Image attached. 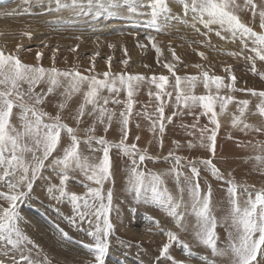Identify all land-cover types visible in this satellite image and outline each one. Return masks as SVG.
<instances>
[{
  "label": "rangeland",
  "instance_id": "rangeland-1",
  "mask_svg": "<svg viewBox=\"0 0 264 264\" xmlns=\"http://www.w3.org/2000/svg\"><path fill=\"white\" fill-rule=\"evenodd\" d=\"M7 1L0 0V4L7 3ZM261 1L252 0L257 6V14L253 16L252 7L246 4V0H235L239 6L235 10L236 14L241 22L253 30H257L252 27L253 24H257L260 29L258 12L264 8L263 4V7L260 5ZM70 2L72 3V0H61L62 4L71 5ZM99 2L104 5L103 8L97 2H93L91 6L88 3L84 10H81L80 6L74 9L66 7V11L68 8L71 10V15H69L64 7L57 8L56 0H9L6 7L0 5V51H3L5 55H15L24 64L44 68L55 66L62 71L75 69L82 75H95L98 79H103L105 72H109L110 75L127 73L143 76L145 79L136 86L132 97L131 113L126 112L128 97L122 90L116 97L121 103H113L111 98L107 105H103V100L100 101L102 106L114 113L110 123L106 116L104 122L101 123L99 110L94 112L92 105H85L84 113L80 115L79 109L80 105L84 103L83 93L87 90L86 86L82 87L81 92L71 94L69 97L65 94L67 82L63 78H60V86L55 87L52 93L44 96L43 103L35 105L34 101H29L27 95L24 100L30 106L48 114L43 117L44 123L55 122L53 118L59 114L61 123L76 130L75 134L80 141L79 151L82 160L88 158L89 163H98L103 152L101 145L97 144L95 139L92 140L91 147L85 141L89 137H103L112 145L119 144L122 138L120 113L126 112L129 123L128 137L125 143L137 146L138 153L135 157L137 161L139 154L147 150L146 156L152 159H146L140 168L160 174L163 180L160 187L167 189L174 202L180 204L178 211L185 213L183 221L185 227L180 228L173 217L168 215L158 204L143 199L137 200L135 192L128 190L130 169L133 167L132 158L123 155L118 147H111L112 175L109 180L103 183L102 187V194L105 198L108 190H112V210L109 213V219L113 229L109 235L110 247L105 257V264H172V260L160 256L162 246L165 243H170L166 235L169 231L175 233L178 238L177 242L172 243L169 249V255L175 261L181 262V264H205L198 257H206L209 260H214L216 264H228L226 257H214L211 249L201 244L197 239V221L196 217L191 214V200L188 196L185 177L191 178L193 184L198 182L202 194L208 191L209 186L211 187V211L218 221L229 216L231 205L227 192L228 181H231L236 187L238 202L241 206L244 205L248 193L254 195L256 191L264 189V166L258 164L254 159L255 156L262 154L261 149L255 145L257 142H264V117L260 116L256 107L260 102L259 97L253 96L251 92L247 91V89H253L256 92L264 91V79L261 78L264 75V61L255 57L251 51L253 45L250 41L245 47L240 39L237 38L233 41L228 33L223 34L228 37L227 39L218 37L215 34L219 27L217 25L211 26L212 31H208L198 22L194 26L191 13L185 15L183 5L180 4L181 0H166L170 16L175 17V14L176 16L181 14V17L177 19V16L176 19L179 21L169 19L170 22H168L169 20L165 22L161 17V20H158L161 25L160 35L157 30L151 27L150 32L147 20L144 21V18L137 15L135 11L129 10L128 12L132 13L128 14V18H124V20H131V23L126 21L128 23L126 26L124 25L126 22L116 25L117 18L112 15L111 17L102 15L105 12L104 9L108 7V1L99 0ZM148 3L147 0L144 1L143 6ZM122 4L126 8L127 1L123 0ZM175 4L178 5L177 8L174 7ZM179 7L181 12H177ZM5 10H11V12L2 16V14H6ZM108 11H106V15L110 13ZM122 11L125 12L124 9ZM96 12L100 13L98 15L103 18L93 17L92 13ZM58 13L64 20H69V17L72 16L82 23L79 26L77 24L72 27L63 26ZM131 15L134 19H130ZM91 18L92 20L94 18V21ZM51 20L52 22L57 21V24L45 22ZM135 22L138 24L135 25ZM172 23L175 27L171 26ZM119 25L124 26L121 28ZM123 31L126 34L125 37L121 35ZM179 35L182 37L180 38ZM108 36H111L109 40ZM114 36L119 38L114 39ZM153 44L161 50L159 56ZM199 53H203V56ZM248 57H252V59ZM164 64H172L176 76L198 78L194 88L182 80V91L190 90V94L197 96L227 97L231 95L233 97L222 113L220 103L217 102L214 105L219 123L214 154L207 147L201 146V129L206 126L209 130L215 127L210 124L211 113L203 114L204 110L199 105L184 107L182 103H176L175 76L164 67ZM195 65H200V67L197 68ZM203 72H207L210 77H221L225 86L221 87L218 93L214 85L206 89L203 84ZM153 76L168 78L161 94V101L156 100L155 94L161 90L151 83ZM230 76L235 77V81L231 80ZM229 84L233 85L232 89L227 87ZM48 87L46 79L41 81L33 87V96L47 93ZM21 89L27 92L28 84L22 83ZM164 93H171V95ZM101 95L110 96L106 90ZM245 99L249 101V104L241 116L239 108L243 106L238 102ZM60 104L65 106L61 108ZM161 104L165 117H172L171 121L166 118L163 120V133L159 131L160 114L156 111ZM20 112L21 109L15 107L11 117V123L18 129L22 125V121L19 119ZM174 113L175 115H173ZM234 117H240L242 122L234 125ZM153 121H157L155 128H153ZM245 124L251 126L253 124V127L245 128ZM106 127L107 131H105ZM256 128L262 130L256 131ZM88 129H93V131H87ZM208 134L210 132L205 133V144H207L206 136ZM70 143L68 134L66 131H62L57 150L45 161V167L41 170L40 177L36 179L29 196L20 203L18 209L22 217L18 222L20 229L37 246H21L24 255L29 257L32 264H88L89 261L94 262V255L83 245L93 242L88 236V232L94 230L95 224L94 222L89 224L86 221H77L76 226H73L69 223L67 217L73 215L71 204L67 199L56 198L59 196V169L53 171L51 167H48L53 159L63 156L64 148ZM29 144H31L30 141ZM93 149H97V151H93ZM37 154L42 155V152ZM176 157L180 158L179 165L176 164ZM25 158L31 161V153H27ZM207 160L212 161L223 179L212 175L209 166L202 163ZM193 165L199 170L198 178L192 177L191 167ZM174 168L182 174L179 177V186L176 172L173 171ZM0 175H2V170H0ZM68 175L66 189L71 193L84 195L87 192L85 185L101 187L87 180L79 169L70 171ZM18 178L19 175L13 178V181L15 182ZM53 185L57 188L50 192L49 189ZM181 187L185 189L183 193L180 191ZM18 190L27 191L26 185L20 184ZM0 193L12 194L4 181H0ZM105 203H107V199H105ZM0 205L7 207L8 202L0 198ZM228 224H230V220L217 225V246L219 248L226 247L228 243ZM60 229L68 234L67 238L61 234ZM184 244L188 245V251L193 254L192 256L186 254L182 247ZM258 259H260L259 256ZM0 264H27V262L21 261L20 251L0 242Z\"/></svg>",
  "mask_w": 264,
  "mask_h": 264
},
{
  "label": "snow or ice",
  "instance_id": "snow-or-ice-1",
  "mask_svg": "<svg viewBox=\"0 0 264 264\" xmlns=\"http://www.w3.org/2000/svg\"><path fill=\"white\" fill-rule=\"evenodd\" d=\"M100 7H104L100 4L99 0H96ZM184 13L187 15L191 13V18L195 23L202 24L208 31H212L213 25H217L216 35L221 39H227L224 33L230 34L233 41L237 38L241 43L247 47V42L250 41L253 47L251 51L255 54V57L261 61H264V8H261L258 12L260 20L261 32L254 31L251 27L241 22L239 16L236 14V8L239 6L235 0H181ZM57 8L61 7H75L77 0H72V4H62L61 0H56ZM93 3V0H89V6ZM143 4V0H128V6L130 11H136V5ZM247 5H251L253 10V16L257 14L256 5L252 0H246ZM118 0H108V8L117 7ZM151 9V19L146 23L154 30H161V25L158 20L162 17L165 22L169 19H176V17L170 16V10L166 0H150L147 5H144ZM185 22V21H181ZM28 35V33H25ZM151 39V38H149ZM19 47V46H18ZM158 56L160 49L153 44ZM203 56V53H199ZM252 59V57H248ZM39 59V54H38ZM126 63V62H125ZM164 67L175 76V101L177 104H183L184 107H194L199 105L205 115L211 113L209 117L210 124L215 127L210 130L207 126L201 129V146L207 147L210 152L214 154L216 147V135L219 123L217 120V113L214 110V105L220 103L221 113L224 111L225 106L233 100L231 95L227 97L219 95H194L190 94V90L182 91L181 82L186 81L192 88L196 86L197 77H180L176 76L173 71L172 64H164ZM199 68L200 65H195ZM230 71V69H229ZM253 71L255 72V66L253 65ZM203 84L206 89L214 85L217 93L221 87L225 86L223 80L219 76H209L207 72H203ZM103 79H98L95 75H82L79 71L72 70H59L55 66L51 68H44L41 66H33L24 64L15 55H5L3 51H0V181H4L7 187L11 190L12 194L0 193V198L8 202L7 207L0 205V242H4L6 246H11L13 249L20 251L21 261L32 264L28 256H25L21 246L32 245L37 247L34 242L23 233L19 227V221L22 217L18 211L20 203H22L31 192L33 184L37 178L40 177L41 170L45 167V161L52 156L53 152L57 150L58 144L61 141L62 131H66L71 143L64 148L63 156L53 159L48 167H51L53 171L59 169L58 175L60 176V184L58 186L59 196L57 199H67L72 206L73 215L67 217L69 223L76 226L77 221L88 222L92 224L94 222V230L88 232V236L91 237L92 243L84 244V248L94 255V262L89 261L88 264H105V257L109 251V235L113 229V225L109 219V213L112 210V190L109 189L107 197L102 194L103 183L111 178V158L110 148L118 147L123 155L132 158V165L130 169V176L128 180L130 192H135V198L137 200L143 199L155 204H158L163 208L168 215L173 217L177 226L184 228L183 223L185 213L179 212L178 208L180 204L175 203L171 194L167 189L161 190L160 185L163 184L160 174L145 171L140 168V165L144 163L146 159H152L146 156V151L139 154V160L135 159L138 153L137 146L135 144L128 145L125 140L128 137V114L131 113L133 107V94L136 86L145 79L140 75H131L127 73H117L110 75L109 72L103 73ZM67 82L65 88V94L69 97L71 94L79 93L82 87L86 86L84 91V103L80 105L79 113L83 115L85 105H92L93 111L99 110V119L101 123L104 122L105 116L109 123L112 121L114 113L110 112L107 108L100 104L103 100V105L109 103L111 98L113 103L119 104L121 101L116 99L121 91H125L128 97L126 103V112L122 111L120 116L122 117V138L119 144L112 145L103 137L95 138L89 137L85 143L91 147L92 140L95 139L96 143L101 145L103 152L102 157L98 163H89L88 158L81 157L79 151L80 141L77 138L73 128L68 127L66 124L60 122V116L54 119L53 123H44L43 117L48 114L42 110H38L34 106H30L25 102L24 97L27 95L29 101H34L35 105L43 103L44 96L52 93L54 88L61 85V79ZM264 79V75L261 77ZM47 80L49 87L47 93L35 94L33 96V87L43 80ZM230 79L235 81V77ZM168 78L165 76H153L151 83L160 92L155 94L156 100L161 101V94L165 88ZM27 83V92L21 89V84ZM229 89H232L233 85H227ZM106 90L110 96H102V92ZM253 96L260 98L259 104L256 105L260 116L264 117V91L256 92L253 89H247ZM171 95V93H164ZM151 95V93H150ZM239 105L243 107L239 108L241 116L244 114L249 101L240 100ZM65 105L60 104L63 108ZM19 107L21 109L19 119L22 121L21 128H16L11 123V117L13 116V109ZM156 111L160 114L159 131L164 132L163 120L166 118L171 121L172 117H165L164 108L161 104L157 107ZM175 115V113L173 114ZM240 117L233 118V124L241 123ZM157 121H153V128H155ZM245 128H251L253 126L245 124ZM256 131L262 129L256 128ZM87 131H93L88 129ZM107 131V127L105 128ZM210 132L206 136L207 144L204 143L205 133ZM29 141L31 144H29ZM191 146V145H190ZM255 147L261 149L262 154L257 155L254 159L258 164L264 166V142H257ZM97 151V149H93ZM38 152H42V155H38ZM31 153V161L27 160L26 154ZM172 155V153H169ZM180 158L176 157V164L179 165ZM209 166L213 176L218 179H223L219 170L212 164L211 160L202 161ZM75 169H79L86 176L87 180L94 182L101 187H87V192L84 195H77L71 193L66 189V181L69 179V172ZM177 184L179 186V177L182 175L176 171ZM192 177H199V170L193 165L191 167ZM19 175L18 180L15 182L13 178ZM185 183L187 184L188 196L191 200V214L196 217V236L198 241L211 249L214 257H226L228 264H264V189L247 194V199L244 205L241 206L238 202L236 187L231 181H228L227 192L229 194L230 212L229 216L224 217L222 221H218L217 217L213 215L211 211L210 197L211 187L206 193L201 192V188L198 182L193 184L192 179L185 177ZM20 184L26 185L27 191L18 190ZM57 186L50 187L51 192ZM184 188L181 187V193L184 192ZM107 199V203H105ZM83 209V210H82ZM94 218V221H93ZM230 220L228 227V243L226 247L219 248L217 246V233L216 228L218 223H227ZM61 234L67 238V233L60 229ZM170 243H165L161 250L160 256L166 257L172 260V264H181V262L175 261L169 255L170 245L177 242V236L175 233H166ZM182 247L185 249L187 255L193 254L188 251V245L184 244ZM258 256L260 259H258ZM203 260L205 264H216L214 260H209L206 257H198Z\"/></svg>",
  "mask_w": 264,
  "mask_h": 264
},
{
  "label": "bare ground",
  "instance_id": "bare-ground-1",
  "mask_svg": "<svg viewBox=\"0 0 264 264\" xmlns=\"http://www.w3.org/2000/svg\"><path fill=\"white\" fill-rule=\"evenodd\" d=\"M7 1V0H6ZM9 1V0H8ZM8 1H7V3H4V4H0V5H5V7H6V4H8ZM102 2H104V0H101ZM106 1H108V0H106ZM127 1V6H126V8H125V6H123V0H118V5H121V6H119V7H113V8H108V12H110L108 15H106V11L105 12H103L102 13V15L103 16H110L111 17V15L113 16V17H115V18H117V20H116V22H115V24L117 25V24H119V23H121V24H123V22H126V21H130V23H131V20H124V18H128L129 16H128V14H131L132 12H128L129 11V6H128V0H126ZM144 1H146V0H143V2ZM148 2H150V0H147ZM237 1V0H236ZM30 2V1H29ZM93 2H96V0H93ZM71 3V2H70ZM89 3V0H77V5L75 6V7H77V6H80L81 7V10H84L85 8H86V5ZM178 4H179V2H177ZM261 4V6L263 7V5H264V0H262L261 2H260ZM72 4V3H71ZM181 5H182V3H180ZM263 4V5H262ZM177 6L178 5H174V7L175 8H177ZM4 7V8H5ZM75 7H70L71 9H74ZM136 13H137V15L139 14V16H141L142 18H144V21L145 20H150L151 19V16H150V12H151V9L150 8H147V7H144L143 6V4L141 5V4H137L136 6ZM121 8H122V10L124 9V11L125 12H123L122 10H121ZM172 8H173V6H172ZM66 9L67 8H65V11H66ZM179 10H177V12L178 11H180V7L178 8ZM182 9V8H181ZM173 10V9H172ZM58 11V10H57ZM127 11V12H126ZM5 12H6V14L4 13V14H2V16H5V15H7V14H9L10 12H11V10H9V11H6L5 10ZM69 15H71V10L68 8V10L66 11ZM116 12H119L118 14L116 13ZM181 12V11H180ZM180 12H179V14H180ZM182 12H183V9H182ZM116 13V14H115ZM174 13H176V10H174ZM173 13V14H174ZM98 14H100V13H92V15H93V17H97V18H103V16H99ZM136 15V16H137ZM181 15V14H180ZM180 15H177L178 16V18H177V16H176V14L174 15L177 19H180L179 17H181ZM182 15H183V13H182ZM13 16V15H12ZM16 16H17V14H16ZM58 16L62 19V17H61V15H60V13H58ZM190 16H191V14H190ZM10 17V16H9ZM56 17V16H55ZM182 17H185V16H182ZM5 18V17H4ZM11 18H14V17H11ZM6 19V18H5ZM108 19V18H107ZM107 19H106V21H107ZM124 21H123V20ZM130 19H134L133 17H132V15H131V18ZM136 19V18H135ZM176 19V20H177ZM188 19V18H187ZM9 20V19H8ZM7 20V21H8ZM91 20H92V18H91ZM103 20V19H102ZM110 20V19H109ZM111 20H114V19H112L111 18ZM160 20H161V18H160ZM171 20V19H170ZM170 20L168 21V22H170ZM184 20H186V19H184ZM80 20H75L72 16H70L69 17V20H64V19H62V21H61V23H62V25L63 26H70V27H72V26H74V25H80L81 23H82V21L81 22H79ZM92 21H94V18H93V20ZM133 21V20H132ZM136 21V20H135ZM143 21V20H142ZM175 21V20H174ZM177 21H179V20H177ZM46 23H56L57 24V21H54V22H52V20L51 21H45ZM86 22V21H85ZM103 22V21H102ZM137 22V21H136ZM135 22V23H136ZM172 22H173V20H172ZM101 23V22H100ZM109 23V22H108ZM111 23H112V21H111ZM145 23V22H144ZM159 23V22H158ZM5 24V23H4ZM98 24V23H97ZM107 24V23H106ZM126 24H128L127 22L124 24L125 26H126ZM138 23H136L135 25H137ZM160 24V23H159ZM164 24V23H163ZM168 24V23H167ZM171 24V23H170ZM170 24H169V26H170ZM173 24V23H172ZM177 24H178V22H177ZM3 25V24H2ZM15 25V24H14ZM41 25H42V23H41ZM104 25V24H103ZM110 25V24H109ZM115 25V26H116ZM123 25V26H124ZM148 25V24H147ZM166 25V24H165ZM192 25V24H191ZM20 26H22V25H20ZM91 26V25H90ZM99 26H100V24H99ZM102 26V25H101ZM105 26V25H104ZM111 26V25H110ZM110 26H109V29H110ZM112 26H114V24H112ZM119 26H121V25H119ZM123 26H121V28L123 27ZM129 26H130V24H129ZM133 26V25H132ZM142 26H144V25H142ZM168 26V27H169ZM171 26H173V27H175V25L173 24V25H171ZM186 26H188L187 24H186ZM196 26V25H195ZM216 26V25H215ZM1 27V26H0ZM5 27H7V26H5ZM26 27V26H25ZM69 27V28H70ZM83 27V26H82ZM82 27H78V28H82ZM91 27H93V26H91ZM98 27V26H97ZM117 27V26H116ZM134 27V26H133ZM139 27V26H138ZM173 27H172V29H173ZM178 27V26H177ZM194 27V26H193ZM202 27H203V25H202ZM252 27L253 28H257V30H254V31H256V32H261L262 30H261V28L259 29V26L256 24H253L252 25ZM11 28V27H10ZM105 28V27H104ZM112 28V27H111ZM114 28V27H113ZM152 28V27H151ZM74 29V28H73ZM133 29V28H132ZM149 29H150V26H149ZM171 29V30H172ZM179 29H180V27H179ZM201 29V28H200ZM3 30H5V29H3ZM99 30V29H98ZM97 30V31H98ZM137 30V29H136ZM163 30V29H162ZM181 30V29H180ZM203 30V29H202ZM132 31V30H131ZM153 31V30H152ZM182 31V30H181ZM42 32H44V31H42ZM41 32V33H42ZM149 32V31H148ZM150 32H151V29H150ZM159 32V35H160V31H158ZM157 32V33H158ZM165 32H167V31H165ZM11 33V32H10ZM40 33V34H41ZM168 33V32H167ZM178 33H182V32H178ZM103 34H105V33H103ZM162 34V33H161ZM169 34V33H168ZM172 34V33H171ZM90 35V34H89ZM106 35V34H105ZM117 35V34H116ZM123 37H125V35L126 34H124V31L122 32V34H121ZM129 35V34H128ZM134 35V34H133ZM158 35V34H157ZM81 36V35H80ZM119 36V35H118ZM171 36V35H170ZM180 36V35H179ZM184 36V35H183ZM185 36H186V34H185ZM184 36V37H185ZM86 37V36H85ZM111 36H108V40H109V38H110ZM115 38L114 39H118V38H116V36H114ZM177 37V36H176ZM182 37V35L180 36V38ZM187 37V36H186ZM84 38V37H83ZM93 38V37H92ZM112 39V38H111ZM171 39V38H170ZM107 40V41H108ZM113 40V39H112ZM194 40V39H193ZM2 41V40H1ZM120 41V40H119ZM129 41V40H128ZM182 41V40H181ZM195 41V40H194ZM116 42H117V40H116ZM115 42V43H116ZM124 42V41H123ZM6 43V42H5ZM114 43V42H113ZM120 43V42H119ZM137 43H139V42H137ZM117 44V43H116ZM122 44V43H121ZM125 46V45H124ZM117 47H120V46H117ZM131 47V46H130ZM135 47H137V46H135ZM140 47V46H139ZM116 48V47H115ZM120 49V48H119ZM117 50V49H116ZM143 50V49H142ZM225 50V49H224ZM140 51V50H139ZM117 52H118V50H117ZM115 53L116 54V56L118 55V53ZM131 52V51H130ZM143 52V51H142ZM230 52V51H229ZM138 53V52H137ZM140 53V52H139ZM114 54V55H115ZM211 54V53H210ZM135 55V54H134ZM138 56V55H137ZM135 57V56H134ZM153 57V56H152ZM153 61V60H152ZM231 61H233V60H231ZM222 62V61H221ZM263 90H264V88H263ZM262 91V90H261ZM251 98V97H250ZM256 98V97H255ZM260 99V98H259ZM255 104V103H254ZM189 109V108H188ZM231 110V109H230ZM224 112V111H223ZM228 112V111H227ZM224 114V113H223ZM257 114V113H256ZM224 115H226V114H224ZM229 116H230V114H229ZM107 117V116H106ZM231 118V117H230ZM228 119V118H227ZM105 120V119H104ZM221 122V121H220ZM221 124V123H220ZM113 125V124H112ZM222 125V124H221ZM252 126H253V124H252ZM256 126V125H255ZM239 127V126H238ZM110 129V128H109ZM234 129V128H233ZM111 130V129H110ZM230 130H232V129H230ZM235 130V129H234ZM114 131V130H113ZM110 133V132H109ZM111 136V135H110ZM62 156V155H61ZM89 162V161H88ZM117 164V163H116ZM129 165V164H128ZM127 167V166H126ZM250 168V167H249ZM248 169V168H247ZM246 169V170H247ZM253 169V168H252ZM121 171V170H120ZM244 171H245V169H244ZM251 173V172H250ZM254 174V173H253ZM116 180V179H115ZM127 185V184H126ZM172 187V186H171ZM161 188V187H160ZM163 189H165L164 187H162ZM161 188V189H162ZM189 207V206H188ZM220 214V213H219ZM59 232V231H58ZM220 235V234H219ZM63 238V237H62ZM65 240V239H64ZM112 259H114V258H112Z\"/></svg>",
  "mask_w": 264,
  "mask_h": 264
}]
</instances>
